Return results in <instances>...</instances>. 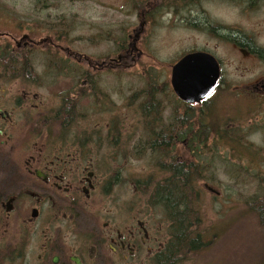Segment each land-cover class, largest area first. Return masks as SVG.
<instances>
[{"label": "flooded vegetation", "instance_id": "obj_1", "mask_svg": "<svg viewBox=\"0 0 264 264\" xmlns=\"http://www.w3.org/2000/svg\"><path fill=\"white\" fill-rule=\"evenodd\" d=\"M28 1L34 8L42 9L62 8L74 2L88 7L129 8L133 14L136 9H145L143 13L137 12L140 29L134 31V37H127L129 42H135L147 20L149 23L158 20L163 12L176 14L186 17L185 22H179L183 26L224 42L245 61L264 65V48L254 39L239 29L216 24L199 10L221 6L239 9L246 15L264 8V0ZM6 35L0 31V41H3L0 49H8ZM52 35L49 45L58 50L50 48L51 58L45 63L29 62L38 43L32 44L27 41L29 38L23 37L10 50L15 56L22 52L17 57L25 63H0V264H173L164 258L173 239L174 220L162 202L153 200L149 179L142 176L136 180L128 160H120L119 121L121 116L138 120L128 129L130 136L139 132L134 151L142 147L150 152L152 142L158 140H153L152 134L176 133L165 140L170 149L180 148L176 162L184 163L185 152L194 157L189 142H199L197 130L191 131L194 134L191 137H182L183 128H152L151 125L152 120L160 118L166 122L165 118L173 117L174 105L168 104V98L177 106V112L187 104L175 96L170 80H164L148 82L140 93L145 100L150 93L160 94L163 102L135 100L138 94L133 92L131 101L127 104L124 100L120 105L119 86L107 93L100 79L114 72L113 78L117 80L121 68L137 66L121 64L120 52L125 51L126 55L128 52L124 42L116 39L113 50L100 62L79 54L83 63L67 64L69 59L63 54L65 63L58 64L52 61L53 57L61 58L63 52L55 43L61 36L68 40L69 33L54 31ZM195 52L212 56L220 71L218 85L211 96L200 104L189 105L200 107L215 93L224 91L229 81L225 77L224 61L207 48L180 55L169 65L170 74L172 66L183 56ZM71 68L80 73L77 76L59 73L71 72ZM38 69L43 76L51 73L50 76L68 77L73 82L72 88L44 98L37 89L47 84L45 80L35 77L28 80L31 73L26 82L10 78L9 72ZM52 81L49 80L50 87L58 82ZM149 86L158 89L152 91ZM234 89L264 100V77ZM127 106L126 115H121L120 108ZM149 158L147 162L152 167L151 155ZM204 187L210 186L204 184Z\"/></svg>", "mask_w": 264, "mask_h": 264}, {"label": "rangeland", "instance_id": "obj_2", "mask_svg": "<svg viewBox=\"0 0 264 264\" xmlns=\"http://www.w3.org/2000/svg\"><path fill=\"white\" fill-rule=\"evenodd\" d=\"M86 5L74 2L65 4L62 8L42 9L34 8L28 0H0V11L2 12H0L2 16L0 19L4 17L0 20V31L8 33L6 42L10 48H15L16 42L23 41L22 37L29 38L27 41H31L32 44L38 43L35 45L38 48L29 58L32 64H43L50 59V48L55 52L58 50L57 47L53 46V48L49 45L50 36H53L54 31L69 33L68 40L61 36L60 41L55 43L56 46L61 47L63 53L60 55L65 54L69 59L67 64L83 63L79 54L86 55L92 61L100 62L103 56L113 50V42L116 39L124 42L125 49L128 47V52L127 55L125 51L120 52L123 56L121 64L133 63L137 66L131 69L121 68L118 71L117 80L113 78L114 72H109L100 79L107 93L115 89L113 87L119 86L120 105L124 100L128 104L133 92L138 94L135 100H144L140 93L150 81L158 83L164 80L169 81V65H172L183 53L200 48L211 49L224 61L225 77L229 81L224 91H219L210 98V101H214L215 121L228 120L232 125L241 127L239 133L244 135V143L254 145L256 148L264 147V100L245 95L240 89H234L235 86L264 77L262 62L243 60L224 42L194 32L182 23L180 24L181 20L185 22L186 17L175 16L176 14L168 15L167 12L160 14L161 16L156 21L149 23L147 20L142 33L135 38V42H129L127 37H134L136 33L134 31L140 29V19H136L137 12L143 13L145 9H136L133 14L132 9L129 8H101ZM159 10L155 9V11ZM199 10L216 24L241 30L254 39L258 46L264 48V8L246 15H242L239 9L221 6ZM166 14L168 16H165ZM1 43L3 41H0ZM129 43L131 45H128ZM63 58L64 55L58 59L53 57L52 61L58 64L65 63ZM73 68L71 72L60 71L59 73L63 75L72 73L77 76L80 72L72 71ZM39 69L35 72L30 71L31 76L27 79L31 80L35 77L47 82L45 86L37 89V93L44 98L51 96L52 93L58 94L72 88L73 82L70 83L68 77H57L56 74L50 76L51 73L43 76V72ZM13 75L14 73L10 77ZM15 79L22 82L27 81H24L26 78L22 77ZM50 79L58 80L57 84L50 87ZM238 94L242 95L238 97ZM167 95L166 93V97H169ZM161 97L159 95L160 99ZM167 101L169 105H174L171 99L168 98ZM79 105L82 106L80 102ZM80 106L78 111L81 110ZM178 110V113H181L183 107ZM127 111L128 106L120 108L121 115H126ZM165 120L166 122L162 120L163 126H167L169 120L171 121L170 118H165ZM137 122L136 119H127L122 116L120 118V160H128L131 169L135 171L136 180L146 176L152 188L153 182L165 179L168 174L161 172L160 167H154V164L149 167L147 161L150 159L149 155L152 159V151L148 152L142 147L134 151L133 144L137 143L136 138L139 132L130 136L128 129L134 127L132 124ZM201 140L197 144L194 141V145L192 143L196 157H189L191 161L197 162L198 160V153L203 148L200 145ZM141 145H144V141ZM223 145L218 144L217 148H214L217 152L215 156L218 157L216 176H211L213 175L211 171L205 172L211 176V180L208 178L209 181L196 183L201 193L195 203L201 218L198 228L203 234L205 248L200 254L190 257L182 264H264V237L257 228L254 216L248 214L245 204L250 197L256 194V183L249 176L242 175L239 178H232L225 173V169L222 168L223 163H220L219 159L226 157L228 159L226 164H234L232 156L235 154L229 150L230 148L227 151L223 150L226 146ZM205 146H207L205 151L209 152L214 144L206 142ZM178 149L180 154V148ZM245 153L242 152V155L247 157ZM141 154L144 156L139 157ZM187 154L188 152L184 153L185 158ZM204 156L208 159L206 155ZM246 169L247 173L255 172ZM204 184L219 193L217 197L213 195L215 193L204 187Z\"/></svg>", "mask_w": 264, "mask_h": 264}, {"label": "trees", "instance_id": "obj_3", "mask_svg": "<svg viewBox=\"0 0 264 264\" xmlns=\"http://www.w3.org/2000/svg\"><path fill=\"white\" fill-rule=\"evenodd\" d=\"M19 54L22 55V52ZM17 56L11 53L9 46L8 49H0V63H25L24 59L19 61ZM9 73H14L13 77L10 78L22 77L27 79L30 71L23 70ZM148 88L152 91L157 89L150 86ZM159 95L150 93V96L148 94V97L144 100L146 103L149 99L155 103H161L163 101L159 98ZM176 107L174 104L173 111L175 113L167 126H163L162 120L159 118L152 120L151 127L183 128L185 131L182 137H191L194 135H191V131L197 130L196 133L199 140L202 139L200 145L203 148L198 153L197 162L191 161L189 159L190 156H187L184 163H177L176 157L179 155V151L174 150V148L170 149L165 140L167 136L169 138L171 134L175 135L176 133L160 132L157 135L152 134L153 140L158 139L152 142V163L154 167H160L161 172L167 173L168 177L158 182H153L151 191L153 200L162 202L169 209V213L174 220L173 239L168 245V253L164 259H167L169 263L181 264L188 261L190 257L200 254L205 248V243L202 242L203 234L198 228L201 218L195 203H197L201 193L196 187V183L198 181H209L211 176H216L218 157L215 156L217 152L214 148H217L218 144L226 145L223 150L227 151L230 148L229 150L233 154H237V156H232V160L235 161L234 164H226L228 162L226 157L219 159V162L223 163L222 168L225 169V173L232 178H239L242 175H245V177L249 176L256 183V194L250 197L245 204L248 214L254 216L257 228L264 237V147L256 148L254 145L244 143V135L239 133L241 127L232 125L228 120L215 121L214 101H210V99L200 107L183 105L181 113L177 112ZM206 142H210L211 145L214 144L213 149L211 151L208 150L209 152L205 151ZM189 147L195 158L192 140L189 142ZM242 152H246L247 157L243 156ZM204 155L208 159H205ZM245 169L255 172L250 174ZM209 171L213 175L205 174V172ZM178 256H182V259H179Z\"/></svg>", "mask_w": 264, "mask_h": 264}, {"label": "water", "instance_id": "obj_4", "mask_svg": "<svg viewBox=\"0 0 264 264\" xmlns=\"http://www.w3.org/2000/svg\"><path fill=\"white\" fill-rule=\"evenodd\" d=\"M219 66L206 53H189L171 68L170 86L175 96L187 105L200 104L216 89ZM209 191L216 193L211 187Z\"/></svg>", "mask_w": 264, "mask_h": 264}]
</instances>
